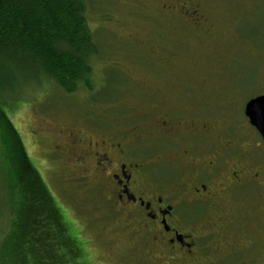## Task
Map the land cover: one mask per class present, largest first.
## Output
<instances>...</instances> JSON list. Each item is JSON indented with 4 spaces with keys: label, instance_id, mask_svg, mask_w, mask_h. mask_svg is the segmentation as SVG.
I'll list each match as a JSON object with an SVG mask.
<instances>
[{
    "label": "rangeland",
    "instance_id": "rangeland-1",
    "mask_svg": "<svg viewBox=\"0 0 264 264\" xmlns=\"http://www.w3.org/2000/svg\"><path fill=\"white\" fill-rule=\"evenodd\" d=\"M163 4L167 1L87 0L98 46L89 85L66 94L52 83L30 84L15 102L0 103L25 159L78 237L85 264L159 263L150 259L154 250H146L143 239L106 202L99 179H82L68 153L54 155L56 146L72 143L71 153L77 155L97 138L147 140L157 134L151 129L154 118L178 111L183 118L213 114L243 130L245 104L264 95V0H208V36L197 34L183 16L162 14ZM15 90L6 85L0 94L9 97ZM137 128L142 134L136 135ZM136 144L129 147L134 156L164 151L159 144L139 150ZM162 156L167 158L165 152ZM180 167L174 164L171 170L174 184L181 179ZM263 191L246 182L238 193L223 197L219 214L200 212L198 224L209 226L219 217L229 232L239 227L248 238L237 244L236 255L216 258L215 264H264V245L257 246L264 242ZM8 223L0 219V234Z\"/></svg>",
    "mask_w": 264,
    "mask_h": 264
},
{
    "label": "flooded vegetation",
    "instance_id": "flooded-vegetation-1",
    "mask_svg": "<svg viewBox=\"0 0 264 264\" xmlns=\"http://www.w3.org/2000/svg\"><path fill=\"white\" fill-rule=\"evenodd\" d=\"M166 1L162 14L171 19L183 16L197 34L209 35L204 29L208 0ZM246 121V129L239 130L235 122L218 120L213 114L190 113L183 118L178 111L154 118L150 128L157 134L147 140L139 137L126 143L97 138L77 155L71 153L72 143L56 146L53 153L61 158L68 153L82 171V179L90 180L91 175L99 179L106 202L143 239L146 250H154L151 260L215 264L212 260L216 258L236 255L237 244L247 243L248 238L244 239L239 227L229 232L219 217L215 224H198L200 212L219 214L223 197L235 194L246 182L264 189V143ZM142 129L137 128L136 135ZM135 144L137 150L159 144L164 151L138 157L129 150ZM174 164L182 166L181 179L175 184L170 177ZM259 197L264 201V191ZM261 243L264 245L262 240L257 246Z\"/></svg>",
    "mask_w": 264,
    "mask_h": 264
},
{
    "label": "trees",
    "instance_id": "trees-1",
    "mask_svg": "<svg viewBox=\"0 0 264 264\" xmlns=\"http://www.w3.org/2000/svg\"><path fill=\"white\" fill-rule=\"evenodd\" d=\"M97 54L87 0H0V91L16 89L0 94V103L15 102L30 84L52 83L66 94L88 86ZM0 175V219L9 221L0 234V264H85L78 237L1 107Z\"/></svg>",
    "mask_w": 264,
    "mask_h": 264
},
{
    "label": "water",
    "instance_id": "water-1",
    "mask_svg": "<svg viewBox=\"0 0 264 264\" xmlns=\"http://www.w3.org/2000/svg\"><path fill=\"white\" fill-rule=\"evenodd\" d=\"M244 116L257 130L264 143V95L256 96L245 104Z\"/></svg>",
    "mask_w": 264,
    "mask_h": 264
}]
</instances>
